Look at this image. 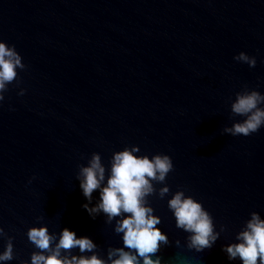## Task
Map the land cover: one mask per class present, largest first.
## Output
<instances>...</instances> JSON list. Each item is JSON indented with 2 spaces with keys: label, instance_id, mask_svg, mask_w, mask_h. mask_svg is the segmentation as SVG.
<instances>
[{
  "label": "water",
  "instance_id": "water-1",
  "mask_svg": "<svg viewBox=\"0 0 264 264\" xmlns=\"http://www.w3.org/2000/svg\"><path fill=\"white\" fill-rule=\"evenodd\" d=\"M0 40L26 66L0 101V251L12 237L14 255L0 264L28 261L37 250L25 233L39 223L90 237L105 259L121 246L115 221L81 207L75 176L92 152L107 168L126 145L173 163L169 194L148 197L169 240L162 264H239L221 245L250 212L264 218V126L222 129L241 119L235 92L264 93V0H0ZM240 51L255 66L233 60ZM177 186L224 225L211 248L185 247L166 204Z\"/></svg>",
  "mask_w": 264,
  "mask_h": 264
},
{
  "label": "clouds",
  "instance_id": "clouds-1",
  "mask_svg": "<svg viewBox=\"0 0 264 264\" xmlns=\"http://www.w3.org/2000/svg\"><path fill=\"white\" fill-rule=\"evenodd\" d=\"M233 60L249 67L256 64V57L244 51L235 54ZM25 67L14 45L0 40V101L4 100L9 84L15 80L19 85L18 70ZM24 91L20 88L17 95H23ZM229 107L230 115L241 119L234 120L231 126H224L222 133L248 136L264 126V93L256 88L242 86L234 93V98H229ZM139 153L136 145H126L112 153L106 168L100 154L92 152L86 164L77 166L75 176L86 201L81 207L92 219L103 214L106 223L115 221L113 231L120 234L121 246H110L105 259L95 251L98 245L90 237L77 236L67 227L61 228L58 234L49 232L46 224L39 223L25 233L37 251L30 253L28 261L21 264H162L157 253L169 240L158 227L161 218L154 214L148 197L155 194L164 199L169 194L170 189L164 181L173 169V163L164 153L152 154L151 158ZM158 183L162 186L156 188ZM94 190L98 191V197L92 203ZM166 204L175 226L187 234V249L200 252L211 248L225 230L223 224L220 231L215 230L212 215L180 186L172 192ZM3 235L4 229L0 228V236ZM12 240V237L5 240L0 262L14 259ZM175 244L179 245L180 241ZM221 251L228 261L264 264V218L255 211L250 212L235 233L234 241L222 244Z\"/></svg>",
  "mask_w": 264,
  "mask_h": 264
}]
</instances>
